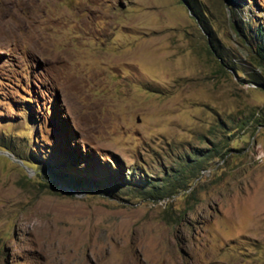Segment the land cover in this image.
Wrapping results in <instances>:
<instances>
[{"label": "rangeland", "instance_id": "rangeland-1", "mask_svg": "<svg viewBox=\"0 0 264 264\" xmlns=\"http://www.w3.org/2000/svg\"><path fill=\"white\" fill-rule=\"evenodd\" d=\"M264 0H0V264H264Z\"/></svg>", "mask_w": 264, "mask_h": 264}, {"label": "trees", "instance_id": "trees-1", "mask_svg": "<svg viewBox=\"0 0 264 264\" xmlns=\"http://www.w3.org/2000/svg\"><path fill=\"white\" fill-rule=\"evenodd\" d=\"M255 33L259 36V45L258 47V59H257V63L264 69V29L262 28V26H257ZM262 84L264 85V83L262 82Z\"/></svg>", "mask_w": 264, "mask_h": 264}]
</instances>
